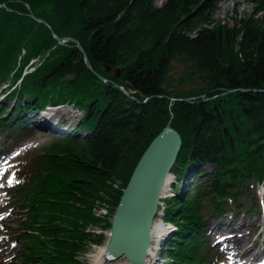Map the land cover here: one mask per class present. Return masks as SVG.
Wrapping results in <instances>:
<instances>
[{"label": "trees", "instance_id": "16d2710c", "mask_svg": "<svg viewBox=\"0 0 264 264\" xmlns=\"http://www.w3.org/2000/svg\"><path fill=\"white\" fill-rule=\"evenodd\" d=\"M250 1L255 14L231 27L215 23L214 0H0V82L14 79L5 98L16 99L0 106V127L24 128L47 105L83 110L16 191L22 263L81 264L77 256L106 239L86 230L99 223L94 206L114 210L172 120L183 137L175 174L187 184L168 201L178 231L165 252L175 264H216L211 212L264 181V0ZM178 57L190 66L180 83L198 80L197 89L171 85Z\"/></svg>", "mask_w": 264, "mask_h": 264}, {"label": "rangeland", "instance_id": "374dc122", "mask_svg": "<svg viewBox=\"0 0 264 264\" xmlns=\"http://www.w3.org/2000/svg\"><path fill=\"white\" fill-rule=\"evenodd\" d=\"M214 1L217 4L216 24L234 27L238 24L237 19L248 18L256 12L255 4L250 0ZM167 2L168 0H158L157 4L164 6ZM227 5H229L228 8H226ZM189 69V63L184 57L175 59L170 77V83L174 88L197 89L200 86L198 80L184 86L180 83L181 76ZM13 80H10V84ZM8 83L9 81L0 82V106L5 104L4 108L13 107L16 103L14 98H8L9 100L5 98L9 89ZM32 112L28 115L30 120L24 128L8 131L0 127V176L5 168H8L7 173L14 171V176L10 178L12 183L16 182L17 184L20 181L27 182L29 180L30 170L36 157L44 151L48 143L60 137L57 130H67L69 126H73L81 117L83 110L71 104H62L57 108H45L42 113ZM37 118L38 120L34 123ZM9 151L8 157L5 158V155L2 154ZM203 168H207L209 171L213 170L210 165H205ZM6 177L9 178L6 174L0 180L3 184L0 186V264H25L22 263L23 243L19 235V228L23 226L19 223L23 216V210L20 208L21 204L16 195L21 184L6 185ZM192 183L190 181L188 184ZM118 184L119 182H116L115 186L117 187ZM179 184L186 188L187 180L179 182ZM166 201L167 199L163 202L164 214L159 215L158 220L160 221L162 217H165V208L168 205ZM102 207L110 208L109 206ZM223 208L226 209L224 214L216 215L213 212L210 214L212 223L210 237L215 247V252L212 254L214 262L224 260L222 264H226L229 262L227 259L234 258L237 253L241 254L243 248H249V250L239 256L240 264H248L253 255L259 257L256 260L258 263L261 262V255H264V228L262 227L264 224V196L261 185L253 179L249 180L234 199L232 197L227 199ZM100 226H96L97 233H101ZM234 229L237 231L236 236L233 238L227 236L228 231ZM101 245L89 244L88 248L77 256L80 263L90 264L91 254L95 253ZM164 245V247L160 245V256L167 248V244ZM165 256L169 257L168 264H175V260L168 253L165 252Z\"/></svg>", "mask_w": 264, "mask_h": 264}, {"label": "water", "instance_id": "95a60500", "mask_svg": "<svg viewBox=\"0 0 264 264\" xmlns=\"http://www.w3.org/2000/svg\"><path fill=\"white\" fill-rule=\"evenodd\" d=\"M57 39L59 42L65 41L58 36ZM78 46L84 53L87 66L91 68L87 52L80 43ZM95 73L103 78L97 71ZM182 145L183 137L170 120L142 153L112 215L105 244L107 263L125 260L128 264H145L160 197L172 175Z\"/></svg>", "mask_w": 264, "mask_h": 264}, {"label": "bare ground", "instance_id": "6f19581e", "mask_svg": "<svg viewBox=\"0 0 264 264\" xmlns=\"http://www.w3.org/2000/svg\"><path fill=\"white\" fill-rule=\"evenodd\" d=\"M228 7H229V5H227L226 8H228ZM20 81L21 80H18L17 82H20ZM10 82L11 81H9L8 84H10ZM174 182H176V179H175L174 175H172L168 178L164 192L162 193L161 196L166 195L167 190L172 187V184ZM102 206H106V204H100L94 209V212L97 216H102L106 213L107 208H104ZM158 211L163 212L162 209H159ZM154 221L155 222L152 225V230H153V237H155V238L153 239V247L150 248V255L148 256V259L146 260L145 264H160V260L158 259V256L156 255V251H155L156 245L158 244L157 241H159L161 238L165 237V235L168 234L169 232H172L171 226L165 224V222L159 221L156 219H154ZM88 229L91 230L92 232L98 231L96 227H89ZM236 234H237V231H235V229H234V230L228 231L227 236L233 238L236 236ZM239 248H241V247H239ZM105 249H106L105 244L99 246L98 250L95 253L91 254L90 264H128L125 260H118V261H115L112 263L111 262L107 263L105 261ZM248 250H249V248H243L241 254L237 253V255L234 257V260H233L234 263L233 264H237V262L239 260V256L245 254ZM253 256L254 257L251 259V261H254L257 258V256H255V255H253ZM262 264H264V263H262Z\"/></svg>", "mask_w": 264, "mask_h": 264}]
</instances>
